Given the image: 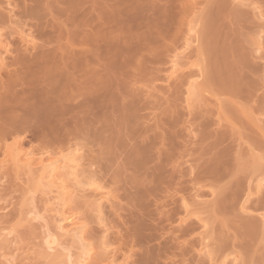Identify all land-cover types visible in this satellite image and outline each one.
<instances>
[{
	"label": "bare ground",
	"instance_id": "bare-ground-1",
	"mask_svg": "<svg viewBox=\"0 0 264 264\" xmlns=\"http://www.w3.org/2000/svg\"><path fill=\"white\" fill-rule=\"evenodd\" d=\"M81 1L83 0H0V25H7L5 27L9 28V30L13 28V26H11L12 24L15 25L14 27L19 28V30L17 29L18 31L13 30V32L16 31V34H19V40L16 41L17 43L10 40L8 37L5 38L3 36L4 33L2 34L0 30V148L2 146L4 147L3 153L6 158L4 161L7 160L10 162L15 174L19 175L21 172L27 174L30 186L24 191H26V193H32L30 196L31 198L28 199L30 201L35 197L34 194L39 192V197H41V207L39 208L42 210L41 212L38 208V211L36 205H31V208L26 210L22 209L21 211L22 205H20V209H18L20 214L17 218V222L7 228H0V264H14L15 256L13 253L15 250H18V248L15 247L11 250L9 246L16 242L19 237L16 233H18L20 226L23 227V224L24 226L27 224L26 226L31 228L29 234H33L35 226L33 225V221L35 220H37L35 222H38V220L42 221L41 226L46 227V231L41 236L40 241L32 248L36 258L41 259L45 264H85L87 261H91L94 243L85 242L87 223L80 220V216L78 217L79 214H77V212L74 213L75 209L78 208L77 206L74 212L66 213V209L70 206V203L76 204L77 200L83 197L84 201L87 200L86 196H84V192L87 189L90 193L87 196L90 198L92 197L91 203L95 207V214L96 212L98 214V216L96 214L95 217L100 220L97 221L101 227V233L104 234L102 236L104 237L102 238V246L108 248L109 242L105 238L108 236L107 231L110 229L107 227L109 224L104 223L103 213L104 210L106 211L107 207L104 205L109 204L112 208L114 205H118V202L117 204L115 203L117 196L112 194L114 191L110 192L104 190L105 187L103 188L100 183L99 185L95 179L104 178L103 175L106 172L104 171L101 173L102 177H100V175L97 177L95 172L98 171L100 174L103 167H105L104 169L108 168L107 160L109 163L111 158L109 160L107 157H111L112 152L114 153L115 151V149L113 151L115 145L111 142L113 141L115 143V141H117L118 144L119 141L120 147L119 144L116 146L119 147V149L122 145L118 137L115 140L114 136V139L111 141L108 137L111 138L112 135L107 136V134L104 136V132L109 131V123L112 125L111 128L117 126L118 132L121 128V124L124 122L125 133L128 130L127 134L130 138L129 141L133 140V142L129 150L124 149L126 152L123 154L121 153V159L123 160L124 158L125 162H121L124 167L120 166L122 169H125V167L127 168L126 163L128 167L131 166L133 168L131 169L133 179L136 174L140 177V174L143 172V180L140 179L137 185L134 183L131 186L134 190V195L130 194L133 196H128L130 206L137 209V214H131V212H129L130 217L134 215V217L136 216L135 219H137L138 217L146 215V211L148 210L146 209L145 211L144 209V206H147L145 203L148 202L149 196H154L153 205H155V207H153L154 209L152 208V211L155 212L156 217L155 219H150L153 222L155 231L158 230L159 235L161 234V237H158L163 240L158 242L157 239V244L154 248H151L152 246L149 247L148 244L143 245L141 241H145L144 238L146 236L141 233L144 230H141L140 227L142 225L144 226V224L146 226V223H143L140 218V220L137 219L139 221L136 220V222H132L134 224L131 225V221L129 223L127 220V224H130V227L127 228L125 240L123 239L121 242L122 244H119V247L124 245L123 249L120 247L123 252H120L121 249L117 252L118 247L116 251L115 249L113 250L115 253H112V251L110 252L112 254H110L107 249L106 253L102 247L101 252L98 251V257H96L95 260V262H97L96 264H113V262H115L114 254L117 257V253L119 254V252L120 255L122 254V261L116 264H159V261L163 262L161 264H264V253L262 252L264 246L260 248L257 247V242L259 243L264 240V140L262 139L264 138V126L259 127L258 125L262 124V121L255 122V120L259 119L258 117L256 119L251 118V114L253 115L257 111L259 112H257L258 115L264 116V20L260 23L256 20L253 22V20L252 22L255 24H252L250 21L253 17L256 19L264 18V0H248L246 6H251L250 9H248L250 13L246 12V10H240L239 6H243L242 0L240 3L236 1L237 4H233L234 2H232L231 5L233 8H228V10L234 9L233 13L230 14H234L235 18H237L234 19L232 15L235 21H243L240 23H244V25L250 23V27L248 25L245 26L247 31L250 32H248L247 35L253 34V37H250L251 39L247 38L248 36L246 37L247 40L250 39L248 44L252 46V48L248 46L249 49L247 51V44H244L246 41L242 43L238 38L240 42L234 41V39L231 41L229 38L232 37V34H229V37L227 33L226 35L228 38L225 37V34L222 36L223 39L219 37L220 34L222 35V26L220 25L222 22L221 19L225 15L226 4L228 2L230 4L231 0H215L213 2L214 6L210 8H207L206 5L208 3L206 1L204 3V9L198 6L199 11L196 8H194V11L193 8L187 9L182 7L179 13L177 12L178 15H173L171 13L173 16L169 15L168 13L170 12L166 11L172 20L178 16L175 21H178L179 15L182 19L188 15L190 16V13H192V18L190 19L195 20V14H197L199 18L204 14L202 18L204 17V19H206V23L203 24L206 25L201 24L203 27L205 26V28L201 26L203 28L201 29L202 32L198 30V32L200 31V38L196 30L197 28L195 29L194 27L195 23L193 21V26L188 27L185 36H183L184 40H182V46H184L185 51L188 47L192 46L193 43L197 44L195 45L196 48L194 47L196 50H193H195V55L197 60H199L196 62L194 61V64L190 61H182L183 63H181V60L177 59V57L180 58L178 52V54L175 53L173 56L171 55V60L169 59L171 63L170 68L167 70L169 74H165V76H167L164 77L170 79V82L160 88L161 91L163 90V101L166 103V108L164 110L162 107L163 111L161 110V113L151 118L152 124L147 123L146 125L144 122L146 125L144 127L141 122V130H139L141 127L138 128L137 126L138 121L136 122V120L138 118L136 120L134 119L138 116L135 113V108H137L136 105L142 100L141 107L147 108L148 104L153 103L152 106L155 107L157 106L156 103L160 102L162 98H158V95L155 96L153 93V95H150L152 100L147 96L148 99L143 97V100L139 93L136 92L135 94V88L133 89L132 84L138 81L136 76L140 70L142 73L146 68V72L143 73L145 77L143 74L139 73V78L143 76L145 79L149 72H147V70H149L147 66H144V64L148 62V60H144L145 56L147 58L151 55L150 58L148 57L151 59L149 63H151V61L153 63L158 55L161 54L160 52L162 51L160 49H165V45H170H167V43L163 44V42L160 41L162 39L161 36L165 35L164 32L168 31H164V29L166 27L170 29L172 26L170 21L173 24L171 19L167 20L168 16L164 14L163 10L171 6H177L176 8H178L177 4H179V10L181 8L180 6L185 5L183 4L184 1L180 0V2L182 1L180 5L178 0H176L177 3L173 0H140L142 2L147 1L151 3L150 6L147 7L148 12L151 13H149L150 15L157 16V19L161 18L162 20L167 18L166 21L163 20V22L162 20H157L156 17H151L154 21L149 18L151 20V27H149V29L144 28L147 25L149 26L148 23H150V21H147V24L145 23L146 26H144L145 24L143 25V22L141 23L142 20L146 21L144 19L148 18L144 17L146 15L145 12H147H144V9H146L143 6L144 2L133 0L136 3L135 5L130 4L133 2L132 0H130L129 3L127 0L128 4L123 0H116L117 2L112 0L113 2L111 4L110 0L108 2L99 0L101 1L99 4L98 0H90L91 2L88 0L90 5L87 9V7H82L85 1H83V3ZM187 1L188 0H185V2ZM104 2L108 3V5ZM191 2H193V0H191ZM141 4L143 7L139 8L140 13L137 14L140 19L136 17V21L138 20L140 25L138 26V22L135 23V19L131 18L134 22L130 23H135V26H133L128 22L129 18L128 20L125 18V22H128L129 25L122 22L125 27L121 26L118 28L117 25H122V23L117 24V22L119 23L124 16L122 7L128 8L129 11L133 8L134 10H138L137 7L141 6ZM93 5L95 8H93ZM98 5L102 7L100 6L99 8ZM201 6L203 5L201 4ZM151 11H155V14ZM156 11L160 12L161 15L163 13L165 17L162 15V18ZM54 13L59 15V21L62 22L59 23V21H56L58 19H55L57 15L55 16ZM120 13L123 14L121 17ZM140 14L141 16L143 15L144 19L142 18L141 20ZM114 15L118 17L119 21L114 22L112 20V18H115L114 20L117 19ZM134 15L133 17L136 16ZM228 15L229 14H226L225 16L229 17L230 15ZM47 16H51L50 18L53 16L55 22H50L54 20L53 18H49L50 20L48 21L46 18ZM250 17L252 18L250 19ZM125 19H123V21ZM181 19H179V21ZM204 19L201 21H204ZM156 21L158 24H156ZM164 21L168 23L164 24ZM111 22L115 23H113L114 27ZM152 22L155 23V26ZM181 22L184 23V26H188V23L185 24V21L181 20ZM197 23L196 25H198ZM107 24L112 25L111 27L113 28L110 29V25L108 26ZM160 24L161 26L164 24V26H162L163 28ZM127 25L130 28L132 26L133 29L130 31V28H126ZM141 25L143 26L141 27ZM179 26H175L176 30H178ZM158 27L162 29L161 32H163L156 34L155 30L158 29ZM226 27L228 26L226 25ZM151 28H155V30L153 29L154 32ZM134 29L137 30L136 33ZM139 29L145 34L142 35L143 33H141V31L138 32ZM249 29L252 30L250 31ZM147 30H150V34ZM225 30L229 33L231 29L228 30V28H226ZM159 31V29L156 30V32ZM152 33L158 35V37ZM237 33L235 32L234 35ZM133 34H138L137 38L139 40L140 36L144 37L147 35L144 41L145 44L147 43L146 45L144 43L142 44L141 41L140 43L142 45H137L139 42L138 39L133 40L134 42L138 40L135 44L131 42L134 46L137 45L136 48L139 45H141L142 48L145 47V49L143 48L145 52L149 51L145 53V56L143 53L144 50H142L140 46L138 48H140L143 53L141 56H138L141 51L140 49H136L139 50L138 55H134L135 52L133 53L134 57L137 56L135 58L131 53L127 52L126 48H128V42L131 40L130 38ZM159 34L162 35L160 36ZM173 34L176 35V33L171 34L175 39ZM134 35L132 37H134ZM36 37L38 38L37 41H40L37 42L35 40ZM7 38L15 42L16 45L15 43L11 45L9 40H5ZM134 38H136V35ZM150 38H152V40L160 39L154 43L158 48L155 47V49H153V52L155 50V52H158V54L155 53L157 57L153 54L152 50L150 51V49L154 48L152 44L154 41L152 42ZM163 38L165 39L166 37L163 36ZM164 39L162 40L164 41ZM166 39L168 40V38ZM227 39L234 42V44L237 42L239 46L230 43ZM147 40H151L150 44ZM157 42H159L158 44L162 42V46H164L160 48L161 46L158 45ZM131 43L129 49H135ZM231 44H233V46ZM147 46H150V48ZM184 48L182 49L184 50ZM132 49H130V51ZM134 49L131 52H133ZM236 50L238 51L234 52ZM166 52H168V50H166L165 53ZM248 52L249 54H247ZM127 53H129L128 56L130 55L133 57V62L130 61L128 64L126 63L129 62L131 57L128 58V56L125 55ZM147 54L149 55L147 56ZM185 54L186 53H184V55ZM230 55L231 57L236 55L233 60L237 58V61L236 59L234 62H232L233 60L229 61ZM249 55L253 59L257 58L262 60V64L256 59L257 64L253 66L251 61L248 60L249 58H247ZM152 56H155V59ZM188 56L189 54L186 57L188 58ZM191 56L193 57V55ZM121 57L123 60H120ZM118 58L124 63L119 62V60H117ZM136 58L139 59L144 67L141 64L138 65L137 62L139 61L138 59L135 61ZM182 58L183 57H181V59ZM140 59L142 61L144 60L143 63ZM188 59L190 60V58ZM238 59L241 64L238 62ZM114 60L118 62H113ZM156 60L158 61V59ZM191 60L193 61V59ZM134 61L135 65L133 66L135 69H132V63L134 64ZM253 61L255 62V60ZM118 63V67L124 64L123 70H125L126 66H130L128 67L129 70L126 68L127 71H123L127 75L120 73L121 71H116V69L121 70L120 68H116ZM237 63L242 65L241 67L242 69L244 68L243 70L245 72L239 69L237 66L239 64ZM136 64L138 66H136ZM114 67L115 70L113 69ZM256 67L257 69L260 68L261 72L259 69V72H255ZM245 68L248 70L249 74L253 73L251 76H253L254 73L263 74H261L260 77L258 76L260 74H255L256 77L254 76L255 78H251L249 74L247 75V70ZM133 72H137L136 76L132 75ZM128 74L131 75V77ZM126 76H129V78ZM257 76L261 78V80L263 79V83L259 79L262 85L258 82L259 80L256 79ZM130 78L133 79L130 80ZM111 84L115 86L114 88L112 87L113 89L116 88L115 90L111 89ZM130 85L131 87H129ZM112 90L115 96L119 95L123 98L122 100H127V103L122 106L119 105L118 107L115 103H111L117 98H112ZM205 91L211 93L208 94L212 97H215V99H213L214 101L212 100L213 102L208 101V98L206 99L204 95ZM98 97L103 98H99V101L101 100L100 103ZM145 98L151 102H147ZM120 99H118V101ZM95 101L98 102V106L103 104V106L100 105L99 107H102L104 112L106 110V113H108L100 116V119L98 118L100 114H95ZM209 104H211V106L208 108ZM98 106L96 109H99ZM138 107L140 106L138 105ZM141 107L140 109H143ZM140 109L139 111H141ZM133 111L135 115L132 114ZM246 111L249 113L248 115L246 114L247 117L249 116V120L253 119V122L245 117ZM113 113L114 115L118 114V116L113 117ZM131 115H133L134 118ZM110 117H113V120L115 118L116 120L114 121L118 123L116 124V122L113 121V124L112 120H110L112 118ZM108 118L109 122L107 121ZM132 118L135 120L134 123L131 121ZM242 119L245 121L247 119L251 124H247V121L244 123ZM119 120H122V122ZM148 121H150L149 118ZM99 122L102 123V126L98 125ZM180 123L181 128L188 131L187 134L189 137H191V135L193 136L194 133L197 134L194 135V137H196H193L194 140L185 141L183 144H179L178 140L176 141L175 137L178 136L180 128L178 130L177 128ZM104 124L106 126H104ZM133 124H135L136 127H133ZM255 124L256 128L258 127V132L253 130V127H250L255 126ZM128 127H130V129H128ZM26 133H29L32 138L34 137V140L36 138L37 142L40 140L41 144L39 148L42 147L45 151V149L47 150L52 147L60 156L44 160L41 157L43 156L41 152V156H39L38 160L36 159L39 165L38 168H32L33 157L30 158V156H27V158L22 159L19 152L21 149L19 151L16 149L20 142L19 136L21 137L22 134L26 135ZM100 133L102 135V140L104 138V143L101 140ZM111 133L113 132L111 131ZM187 134L184 133V135ZM83 136L86 141H89V139L90 141L96 139L101 141L103 146L105 145L108 147L109 152L107 154L105 153L107 157L105 156L104 159L103 157L101 158L103 161L105 160L104 163L106 162L107 165L99 164L100 166L97 165V169L93 171L91 166L95 164V161L89 158L84 159L87 158L85 157L86 155L84 156L80 153L76 147H72L76 146V140L83 139ZM233 136H236V138L232 140ZM23 137L25 136L23 135L21 139H23ZM179 138L181 137L179 136ZM228 138L231 139L230 141L232 142L241 138H246L245 142L250 147L248 148L249 150H247L248 153H251L252 158L249 160L250 162H246L247 164L245 166H248L252 173L258 172V174L256 173V175L253 176L254 180L252 176L249 178L247 177L246 180L241 179L239 176L240 180H238V171L245 168L241 162L240 165L244 168L241 169V166L237 165L239 163H236L235 166H237L235 170L234 165L230 166V168L228 167V169H230V171L228 170L230 177L229 175L227 176V167H225V164H230L228 160H232V156L229 157L230 159H227V155H231V153L227 154V151L230 150L226 146L231 144ZM7 139L10 140V144L5 143ZM73 140L75 141L73 142ZM107 140H109V143ZM175 142L177 144H175ZM65 144H68L66 148L69 150L63 153V146ZM225 149L228 150L225 151ZM105 150L103 148V151ZM103 151L102 153H104ZM253 151L256 153H253ZM118 154L120 155V153ZM232 158L237 159L235 156ZM225 160L228 162H224ZM186 162L190 164L187 168H184L182 164ZM237 162H239V159ZM102 165L103 167H101ZM98 166L99 168L101 167V169H98ZM166 166H168V169H166ZM137 171H140L138 172L139 174ZM115 173H117L118 177L120 170L119 172L118 170L112 172L114 178L116 177ZM222 173H225V175L223 176ZM1 174L3 175V173ZM113 177L111 178L110 176L109 178L113 179ZM250 179H252V181H250ZM222 181L223 183L221 184L220 182ZM241 181L243 184H241ZM244 184L245 188L243 189ZM210 186L213 187V191L211 190L212 192H209L212 198L210 197V200L206 199L205 201L201 199L204 195L203 188ZM215 187L219 190L215 191ZM90 189L92 191H89ZM186 192L189 193L188 196H185ZM130 198L132 201H130ZM26 201H24V203ZM78 203H80V200H78L77 204ZM84 204L90 205V202L88 203L87 200ZM103 206L105 208H103ZM106 213L108 214L107 211ZM114 215L117 216V213ZM49 225L52 227L53 231H49ZM110 228L112 231L111 226ZM144 233H146V231ZM21 235V238L25 237L26 233ZM105 235L107 236L105 237ZM106 242L107 244L105 245L104 243ZM72 246L77 247L75 248L77 249L76 252L74 251L71 253L70 248ZM193 246L195 254L190 255L192 252L194 253L191 249ZM195 247L196 249L198 247V249L196 250ZM135 248L138 249L136 250ZM191 250L192 252H190ZM102 252L104 255L106 254V256H104ZM107 255H110V259ZM102 256L108 257L105 263V258Z\"/></svg>",
	"mask_w": 264,
	"mask_h": 264
},
{
	"label": "rangeland",
	"instance_id": "rangeland-1",
	"mask_svg": "<svg viewBox=\"0 0 264 264\" xmlns=\"http://www.w3.org/2000/svg\"><path fill=\"white\" fill-rule=\"evenodd\" d=\"M83 1H85V6L83 5L82 7H87V9L89 8V1L88 0H83ZM83 1H81L82 3H83ZM92 1V0H91ZM90 1V2H91ZM99 1V0H98ZM102 1V0H101ZM101 1H99V4H100V2ZM106 2H108L109 0H105ZM111 1V4H112V0H110ZM116 1V0H115ZM123 1H125L126 3H127V0H123ZM133 1V0H132ZM131 1V2H132ZM137 1V0H136ZM140 1V0H139ZM173 1H176V0H173ZM182 1H184V3L183 4H185V5H183V6H180L181 8L178 10V8H179V4H177L178 5V8H176V7H172L171 5L173 4V2L171 1V5L170 4H168L169 6H171V7H165V8H167V9H165V10H163V12H164V14H166L167 16H168V19L167 18H165V19H163V20H165L166 21V19L167 20H169V19H171V17L169 16V15H178V13H179V11L182 9V7H185V8H187V9H190V8H193V10L195 11V9L194 8H196L197 10L199 9V8H205V2L207 1V8L209 7H213L214 6V4H213V2L215 1V0H193V2H191V0L189 1H187V2H185V0H182ZM181 1V2H182ZM226 1H228V0H226ZM230 1V0H229ZM236 1L238 2V3H240V1L241 0H231V3L229 4V2L226 4V8H225V15L226 14H229L228 16L229 17H226L225 15L223 16V18L221 19V23H220V25L222 26V29H221V32H222V35L220 34V36L219 37H221L222 38V36L225 34V37L226 38H228V36L230 37V35L229 34H232L231 36L232 37H230L229 39L232 41V39H234V41L236 40L237 42H240V41H242V43L244 42V41H246V42H244V44H247L246 46V51L249 49V47L248 46H250L249 44H248V41L251 39L250 37H253V34L252 35H247L248 34V32L249 31H247V28L245 27V26H249L250 25V23H246V25H244V23H240V22H243V21H240L239 19V21H235L234 19H237V18H235V16H234V14H232L233 16H234V19L232 18L233 16L230 14V13H233V11H234V9H232V10H230L231 8H233L232 7V2H234L233 4H235L236 3ZM243 1H244V4H245V6H244V4H243ZM97 2V1H96ZM117 2V1H116ZM125 2H123V3H125ZM130 2V0H128V3ZM134 2V3H133ZM132 3H130V4H135L136 5V3H135V1H133ZM140 2H142V1H140ZM140 2H138V3H140ZM144 2V3H143ZM142 3L144 4L143 6H144V8H146V9H144V12L145 11H147L148 12V10H147V7H149L150 6V4L151 3H149V2H147V1H143ZM160 2H162V3H164L163 1H160ZM178 2H180V0H178ZM181 2H180V5H181ZM195 2V3H194ZM196 2H197V4H196ZM200 2V3H199ZM201 2H203V3H201ZM242 2V5L243 6H239V8H240V10L242 9L243 11H245L246 10V12H248V13H250L249 11H248V9H250V5H248V6H246L247 4H248V0H242L241 1ZM88 3V4H87ZM98 3V2H97ZM103 3V2H102ZM105 3V2H104ZM122 3V4H123ZM127 3V4H128ZM145 3H147V4H145ZM161 3V4H162ZM175 3H177V1L175 2ZM174 3V4H175ZM192 3H194V4H192ZM92 4H96V3H92ZM105 4H107L108 5V3H105ZM149 4V5H148ZM201 4L204 6H201ZM237 4V3H236ZM82 5V4H81ZM88 5V6H87ZM121 5V4H120ZM134 5V6H135ZM140 5V4H139ZM160 5V4H159ZM162 5H164V4H162ZM211 5V6H210ZM231 7H230V6ZM2 6V5H1ZM92 6V5H91ZM94 6V5H93ZM99 6V8H100V6L101 5H98ZM123 6H125V5H123ZM127 6V5H126ZM129 6V5H128ZM131 6H133V5H131ZM142 6V4H141V6H139V7H137V9L138 10H134V8L133 9H130V11H131V13H130V11H129V9L128 8H123L122 6V9L124 10V12H122L123 14H124V16L122 17V20H118V17H116L115 15V17L117 18L116 20H114L112 17V20L114 21V22H116V21H119V23L117 22V24H121L122 22H125L126 21V19L125 18H127V20H128V18H129V20H131V21H129L128 20V22L130 23V22H134V21H132V19H135V21H136V17H139L137 14L138 13H140V7L142 8L143 7ZM146 6V7H145ZM161 6V5H160ZM167 6V5H166ZM198 6H200L199 8H198ZM9 7V6H8ZM81 7V8H82ZM97 7V6H96ZM102 7V6H101ZM121 7H119V8H121ZM136 7V6H135ZM85 8H82V9H85ZM91 8V7H90ZM93 8H95V6L93 7ZM228 8H230L229 10H228ZM234 8H235V6H234ZM86 9V10H87ZM122 9H120V10H122ZM172 9V10H171ZM4 10H5V8H4ZM3 10V11H4ZM99 10V9H98ZM141 10H143V9H141ZM176 11V12H174V11ZM228 10V11H227ZM6 11V10H5ZM4 11V12H5ZM84 11V10H83ZM133 11V12H132ZM137 11V12H136ZM166 11H168V12H170V13H168L167 14V12ZM199 11V10H198ZM251 11V10H250ZM81 12V11H80ZM79 12V13H80ZM120 12V11H119ZM118 12V13H119ZM141 12H143V11H141ZM143 12V13H144ZM145 12L146 13V15L144 16V17H148L147 19H144L143 18V15L141 16V14H140V16H141V20H142V18L144 19V20H146V21H141V23L143 22V25L146 23H148L149 21H150V23H148L149 24V26L147 27L146 26V24L144 25V26H146L144 29H146V28H148L149 29V27H151V20L150 19H152L151 17H156V19H157V16H153V15H150L151 13L150 12ZM152 12V11H151ZM155 12V11H154ZM154 12H152V13H154ZM166 12V13H165ZM178 12V13H177ZM229 12V13H228ZM117 13V14H118ZM122 13H120L121 15H120V17L123 15ZM133 13V14H132ZM144 13V14H145ZM150 13V14H149ZM156 13H159L158 15H161L160 14V12H157L156 11ZM172 13V14H171ZM189 13V12H188ZM94 14H95V12H94ZM97 14V13H96ZM132 14V15H131ZM136 16H135V15ZM155 14V13H154ZM191 15L189 16H187V17H183L184 19H186V20H184L183 18L181 19V17H180V15H179V18H178V21H175V19L178 17H176L174 20H172L173 21V24H172V22L170 21V23H171V27H173V28H171L170 27V29H168L169 27H166L165 29H164V31H166V30H168V31H166V32H164L165 33V35H163L164 37H166V38H168V40L165 38H163V36H161L162 34H159L161 37H162V39H164V41L161 39V37L159 36V38L161 39H159L160 41H162L163 42V44L164 43H167V45L168 44H170V45H168V46H166L165 45V49H160V48H162L163 46H162V42H161V44H158L159 42H157V44L158 45H160L161 47L159 48L162 52H160L161 54V57H160V55H158V57H157V55L155 54V53H157L158 54V52H153V49H155V45H154V43H156L155 41H159L158 39L157 40H152V38H150L151 40H152V44H153V46H154V48H152V45H151V48L152 49H150V51L152 50V52H153V54L154 55H156V59H158V61L156 60H154V59H152V60H154L153 61V63H152V61H151V63H149V60H151V59H149L150 58V56H148L149 54H147V56L149 57H147L146 58V56H145V53H148L147 51L145 52V47H141V45L144 43V41L146 40V37H147V35H145L144 37L143 36H140V40L137 38L138 37V34H135L136 35V38H134L135 37V35H134V37H132L131 36V40L129 41L130 43L131 42H133L134 44H135V42L133 41V40H135V39H138L139 40V42H138V40H137V45L138 44H141V45H139L140 46V48L142 49V50H144L143 51V53H144V56H145V59H144V57H143V59L144 60H148V62H146V64H144V66H147V68L149 69V70H147V72H148V74L147 73H145V74H147L146 75V78L144 79V77H145V75L143 74L144 72H146V68L144 69V72H142L141 73V70H140V67H139V70H140V72L139 73H141V74H143L144 75V77L142 78V77H138V75H139V73L137 74V72L139 71L138 69V71L136 72V73H134L133 72V74L132 75H135L136 76V74H137V76H136V79H138V81L135 83H133L132 85H133V89H134V92H135V94H136V92L137 93H139L141 96L140 97H142V99H143V97H150V95L152 94L153 95V93L155 94V96L156 95H158V98H162L161 99V103L160 102H158V103H156V105L157 106H155V107H153L152 105L154 104H148L147 106V108L146 107H141V105H142V100H141V102L140 103H138L137 105H136V107L137 108H135V113L139 116H136V118H134L133 117V115H135L134 114V111H133V115H131L135 120H136V122L138 121V124H137V126H138V128H140L139 130H141L142 129V124H141V122L143 123V125H144V127L147 125V123L149 124H152L151 122H152V120H151V118L154 116V115H156V114H159V113H161L163 110V108H164V110H165V106H166V103H164V101H163V98H164V95L162 94V91H161V87H164L166 84H168L169 82H170V79H167V78H164V77H166L165 76V74H169V71H168V73H167V70H169V68H170V61H169V59L171 60V55L173 56L175 53H177L178 55H179V57L180 58H178L177 57V59L178 60H181V63H183L182 61H190V62H193V64L196 62V61H198L197 60V57H196V55H195V45H197L196 43L193 45L192 44V46H190V47H188L187 49H186V51H185V48H184V46H182V44H183V42H182V40H184L183 38V36H185V33L187 32V29H188V27L189 26H193V21H194V27H195V29L197 30V32H198V30H201V29H203V28H205V26L203 27L201 24H203V23H206V19H204V17L202 18V16L204 15H202L201 16V18H199V16H197V14H195L194 16V19L195 20H192V19H190V18H192V13H190ZM48 15V14H47ZM49 15H50V13H49ZM51 15H52V13H51ZM54 15L56 16L57 14H55L54 13ZM133 15L135 16V17H133ZM147 15H149V16H147ZM162 15H163V13H162ZM161 15V16H162ZM172 15V16H173ZM58 16L59 15H57V17L55 18V19H58V20H56V21H59L60 19L58 18ZM113 16V17H114ZM118 16V15H117ZM164 16V15H163ZM163 16H162V18H163ZM166 16V17H167ZM51 17V16H50ZM49 16H47L46 18H47V20L49 21L50 19H52L53 18V16H52V18H50ZM165 17V16H164ZM170 17V18H169ZM197 17H198V19H197ZM50 18V19H49ZM61 18V17H60ZM132 18V19H131ZM150 18V19H149ZM172 18H174V17H172ZM252 17H250V19H251ZM45 19V18H44ZM54 19V18H53ZM55 19L54 20H52V21H50V22H55ZM123 19H125L124 21H123ZM138 19H140V17L138 18ZM155 19V18H154ZM179 19H181V20H183V21H185V24H187L188 23V26L187 25H183L184 23L183 22H181V20L179 21ZM203 20L204 19V21H201V20ZM248 19H249V17H248ZM247 19V20H248ZM62 20V19H61ZM157 20H162L161 18L160 19H157ZM163 20H162V22H163ZM231 20V21H230ZM246 20V21H247ZM254 20V21H253ZM255 20L258 22V23H260V22H262L263 20H264V18H261V19H256V18H254L253 17V19H251L250 21H251V23L252 24H255V23H253V22H255ZM259 20H261V21H259ZM31 21V20H30ZM140 21V20H139ZM148 21V22H147ZM152 21H154L153 19H152ZM165 21H164V24H166V23H168V22H166L165 23ZM175 21V22H174ZM196 21V22H195ZM253 21V22H252ZM60 22H62V21H59V23ZM114 22H111L112 23V25H113V27H114ZM128 22L126 23L125 22V24H128ZM138 22V20L135 22V23H137ZM178 22H180V23H178ZM197 22H199V23H197ZM201 22V23H200ZM233 22V23H232ZM109 23H110V21H109ZM114 23V24H113ZM132 23H130L131 25H133V26H135V23L134 24H132ZM153 23V22H152ZM174 23H175V25H174ZM196 23L198 24V25H196ZM237 23V24H236ZM116 24V25H117ZM138 24V26L140 25L139 24V22L137 23ZM155 23H153V25H154ZM156 24H158V22L156 21ZM164 24H162V26H164ZM182 24V25H181ZM239 24V25H238ZM108 25V24H107ZM110 25V24H109ZM108 25V26H109ZM112 25H110L109 27H110V29H112L113 27H111ZM129 25V24H128ZM128 25H127V27L126 28H130V27H128ZM143 25H141V27L143 26ZM180 25V26H179ZM203 25H206V24H203ZM225 25V26H224ZM226 25L228 26V27H226ZM5 26H7V25H5ZM5 26H1L0 25V30H1V32H2V34H3V36L6 38V37H8L10 40H13V41H17V40H19V38H18V35L19 34H16V31H18L19 30V28L17 27H14L15 25H11V26H13V28H10V30H9V28H7V27H5ZM9 26H10V24H9ZM118 26V28L119 27H121V26H123V27H125V25L122 23V25H117ZM137 26V25H136ZM155 26V25H154ZM156 26H158V25H156ZM160 26H161V24H160ZM161 26V27H162ZM165 26H168V25H165ZM175 26H179V28H178V30H176V27ZM203 28H202V27ZM223 26H224V28H223ZM3 27V28H2ZM116 27V26H115ZM141 27H140V29H141ZM250 27V26H249ZM2 28V29H1ZM118 28H116V29H118ZM134 28H136V27H134ZM137 28H139V27H137ZM157 28V27H156ZM163 28V27H162ZM226 28H228V30H230V32L228 33L227 32V30H225ZM233 28V29H232ZM18 29V30H17ZM27 29V28H26ZM133 28H132V26H131V28L129 29L130 31L132 30ZM138 30V32H140L141 30ZM144 29H143V31H144ZM152 30L154 29L155 30V28H151ZM160 30L159 32H156V30ZM158 29H156L155 30V33L156 34H158V33H160L161 32V30L162 29H160L159 27H158ZM238 29V30H237ZM13 30H16V31H14L13 32ZM101 30H103V29H101ZM114 30V29H113ZM154 30H153V32H154ZM170 30V31H169ZM234 30V31H233ZM236 30V31H235ZM250 31L252 30V29H249ZM8 31H9V33H8ZM26 31V30H25ZM129 31V32H130ZM134 31H135V33H136V31L137 30H135L134 29ZM146 31V30H145ZM174 31V32H173ZM182 31H183V34H182ZM232 31V32H231ZM11 32H13V33H11ZM137 32V33H138ZM147 32L149 33L150 32V30L148 31L147 30ZM163 32V31H162ZM161 32V33H162ZM201 32H202V30H201ZM225 32V33H224ZM237 33V32H239V33H237V34H235L234 35V33ZM133 33V32H132ZM131 33V34H132ZM141 33H143L142 35H144L145 33L144 32H142L141 31ZM172 33H176V35L175 34H173L174 36H175V39H174V37L171 35ZM226 33H227V35H226ZM241 33H242V35H241ZM250 33V32H249ZM150 34V33H149ZM149 34H148V37H149ZM153 34V33H152ZM152 34H151V36H152ZM7 35H9V36H7ZM141 35V34H140ZM153 35H155V34H153ZM200 35V31L198 32V36ZM235 37H234V36ZM156 37H158V35H155ZM155 36H154V38H155ZM169 36H170V38H169ZM172 36V37H171ZM180 36V37H179ZM248 36V37H247ZM224 37V38H225ZM250 38V39H248L247 40V38ZM5 39V40H9V39ZM14 38V39H13ZM18 38V39H17ZM145 38V39H144ZM172 38V39H171ZM199 38H200V36H199ZM240 40H238V39ZM245 38V39H244ZM37 37H36V41H37ZM219 39V38H218ZM223 39V38H222ZM229 39H227V41H229ZM9 40V41H10ZM148 40H149V38H148ZM147 40V41H148ZM150 40V41H151ZM221 40V39H220ZM13 41H10V43H11V45H12V43H15V42H13ZM38 41H40V40H38ZM37 41V42H38ZM140 41H141V43H140ZM150 41H148L149 42V44H150ZM231 41H229L230 43H233L234 44V42H231ZM64 42V41H63ZM128 42V44H129V46H130V43ZM182 42V43H181ZM237 42L235 43V44H237ZM17 43V42H16ZM16 43H15V45H16ZM18 43H19V41H18ZM21 44V43H20ZM132 44V43H131ZM145 44V43H144ZM147 44V43H146ZM145 44V45H146ZM148 44V45H149ZM176 44V45H175ZM233 44H231L232 46H233ZM234 44V45H235ZM14 45V44H13ZM133 45V44H132ZM137 45H133L134 47H135V49H134V51L133 52H131L133 49L132 48H130V49H132L131 51H130V49H129V46L127 45V47L128 48H126L127 49V52H129V53H131V55L133 56V53L135 52L136 53V51H137V53L135 54L134 53V55H138V53H139V50H136V49H140V48H136V46ZM144 45V46H145ZM157 45V46H158ZM238 45V44H237ZM104 46V45H103ZM132 46V47H133ZM176 46V47H175ZM239 46V45H238ZM14 47V46H13ZM147 47H149L150 48V46H147ZM195 47V48H194ZM251 48H252V46H250ZM156 48H158V47H156ZM182 48H184V50L182 49ZM125 49V50H126ZM129 49V50H128ZM140 49V50H141ZM148 49V48H147ZM146 49V50H147ZM159 49H158V51H159ZM193 49H195V50H193ZM13 50V49H12ZM136 50V51H135ZM142 50L140 51V54L138 55V56H141V54H143L142 53ZM166 50H168V52H166L165 53V51ZM172 50V51H171ZM173 50H174V52H173ZM191 50V51H190ZM238 50H236V51H234V52H237ZM243 51H245V50H243ZM15 52V51H14ZM126 52V51H125ZM233 52V51H232ZM233 52V53H234ZM129 53H127V54H125V55H127L128 56V54ZM165 53V54H164ZM181 53V54H180ZM184 53H186L185 55H184ZM239 53H240V51H239ZM15 54V53H14ZM152 54V53H151ZM189 54V56H188V58H190V60L186 57L187 55ZM232 54V53H231ZM236 54V53H235ZM238 54V53H237ZM247 54H249V52L247 53ZM180 55H182V56H180ZM191 55H193V57L191 56ZM233 55V54H232ZM132 56H128V58L129 57H131L130 59H129V62H127L126 63V61H125V63L126 64H128V63H130V61H132V58L134 57H132ZM185 56V57H184ZM191 56V57H190ZM236 56V55H235ZM234 56V57H235ZM238 56V55H237ZM253 56H255V55H253ZM120 57V56H119ZM125 57V56H124ZM135 57H137V56H135ZM134 57V58H135ZM181 57H183L182 59H181ZM234 57H231V55H230V60L229 61H232L233 60V58ZM239 57V56H238ZM127 58V57H126ZM125 58V59H126ZM127 58V59H128ZM140 58H142V57H140ZM195 58V59H194ZM247 58H249L248 60L249 61H251V64H253V66H256L255 64H257L256 62H257V60L259 61V63H261V62H263L262 60H259V59H253V58H251L250 57V55L247 57ZM138 58H136L135 59V61L137 60ZM187 59V60H186ZM191 59H193V61L191 60ZM236 59V61H237V58H235ZM234 59V60H235ZM255 60V62L253 61V60ZM117 60H119V58L117 59ZM117 60H114L113 62H115V61H117ZM120 60H123V58L121 57L120 58ZM119 60V62H122V61H120ZM141 60V59H140ZM143 60V61H144ZM234 60L232 61V62H234ZM135 61H134V64L132 63V66L133 65H135ZM138 61H139V59H138ZM142 61V60H141ZM143 61H142V63H143ZM195 61V62H194ZM235 61V62H236ZM118 62V61H117ZM133 62V61H132ZM180 62V61H179ZM238 62H239V59H238ZM122 63H124V62H122ZM138 63V65L139 64H141V62L139 61V62H137ZM145 63V62H144ZM240 64H241V62H239ZM239 63H237V64H239ZM264 63V62H263ZM114 64V63H113ZM112 64V65H113ZM237 65L238 67H239V69H242V65ZM262 64V63H261ZM118 65H119V63L117 64V67L116 68H120L121 70H117L116 69V71H118V72H120V73H124L123 71H125L126 70V68H127V70H129V68L128 67H130V66H126V68H125V70H123L122 68L124 67V64H122V66H119L118 67ZM120 65H121V63H120ZM131 65V64H130ZM137 64H136V66H138ZM142 65V64H141ZM258 65H260V64H258ZM257 65V66H258ZM131 66V67H132ZM143 66V65H142ZM141 66V67H142ZM143 66V67H144ZM241 67V68H240ZM136 68H138V67H136ZM114 70H115V67L113 68ZM132 69H135V67L133 66V68ZM244 69V68H243ZM242 69V72L244 71ZM246 69V68H245ZM259 69V71L261 70L260 68H258ZM258 69H257V67H256V69H255V72L257 71V72H259L258 71ZM126 70V71H127ZM247 70V69H246ZM130 71H131V69H130ZM134 71V70H133ZM245 72V71H244ZM261 72V71H260ZM128 73V72H127ZM131 73V72H130ZM129 73V74H130ZM247 75L249 74V72H248V70H247ZM125 75H127L126 73H124ZM128 74V75H129ZM253 73H250L249 74V76H251ZM256 73H254V75L253 76H251V78H253L254 76L256 77V75H258V74H260V73H257L256 75H255ZM261 74H263V73H261ZM261 74L260 75H258L259 77L261 76ZM124 75V76H125ZM264 75V74H263ZM130 77H131V75H129ZM129 76L127 77V78H129ZM258 76H257V78L256 79H260L261 80V78H258ZM138 77V78H137ZM254 77V78H255ZM126 78V79H127ZM131 79H133V78H130V80ZM129 80V79H128ZM129 80V81H130ZM168 80V81H167ZM257 80V81H258ZM258 81L259 83L262 81V83H263V79L261 80V81ZM126 81V80H125ZM133 81V80H132ZM256 81V82H257ZM114 82V81H113ZM116 82V81H115ZM128 82V81H127ZM127 82H126V85H127ZM131 82V81H130ZM258 83V84H259ZM114 84V83H113ZM121 84V83H120ZM128 84H129V82H128ZM261 84V83H260ZM115 85V84H114ZM262 85V84H261ZM116 86H117V83H116ZM115 87V86H113L112 84H111V89H113V88ZM128 87V86H127ZM129 87H131V85L129 86ZM116 89V88H115ZM115 89H113V90H115ZM129 89V88H128ZM132 89V88H131ZM155 89V90H154ZM158 91H160V92H158ZM112 90V92H113V97L112 98H118V99H120L119 101H118V99L116 98V100H114V102H111V103H115L116 104V106L118 107L119 105L120 106H122V105H124L125 103H127L126 101L127 100H122L123 98L122 97H120L119 95L118 96H115V93H114V91ZM124 90V89H123ZM127 90V89H126ZM116 92V91H115ZM205 93V94H204ZM203 94L205 95V97H206V99L208 98V101H212L213 99H215V97L213 98L211 95H209V94H211V93H207V91H205ZM149 95V96H148ZM204 95H203V97H204ZM146 97V98H147ZM221 97V96H220ZM99 98L100 99H103L102 97H98V101H99ZM138 98H139V96H138ZM145 98V100L148 102V101H150V100H152V97H150L149 99L150 100H147ZM222 98H224V97H222ZM210 99V100H209ZM97 100V99H96ZM122 100V101H121ZM138 100V99H137ZM144 100V99H143ZM101 101V100H100ZM100 101H99V103H100ZM113 101V100H112ZM214 101V100H213ZM212 101V102H213ZM151 102V101H150ZM161 104V106H160V104ZM242 103V102H241ZM112 104V105H113ZM239 104H240V101H239ZM95 107L97 108V106H98V102L97 101H95ZM101 106H103V104H100ZM99 105V106H100ZM138 105L141 107V108H143V109H140V107H138ZM98 106V108L99 109H96L95 108V114H100L99 116H98V118L100 119V116H102L103 114H105L106 113V110H105V112H104V109H103V113H102V109L100 108ZM113 106H115V105H113ZM211 106V104H209V106H208V108ZM240 106V105H239ZM163 107V108H162ZM236 107H237V105H236ZM105 108V107H104ZM139 109L141 110V111H139ZM240 109V108H239ZM162 110V111H161ZM238 110V109H237ZM241 110H243V109H241ZM246 110V109H245ZM244 111V110H243ZM247 112V111H246ZM255 112V111H254ZM258 112V111H257ZM254 113L253 115L251 114V118H259V119H257V120H255V122L256 121H258V122H260V121H262L261 123L262 124H258L259 125V127L260 126H264L263 125V120H264V116H260V114L258 115V113ZM106 114H108V113H106ZM249 114L248 112L247 113H245V117H247V115ZM113 115V117H117L118 116V114L117 115H114V113L112 114ZM111 115V116H112ZM144 116V118H143V116ZM110 116V115H109ZM142 116V117H141ZM113 117H110V118H112V119H110V120H112V122L114 121V120H116L115 118H114V120H113ZM242 117H243V115H242ZM241 117V118H242ZM249 117V116H248ZM247 117V119L249 120V118ZM132 118V120L131 121H133V123H134V119ZM148 118L150 119V121H148ZM246 119V121L248 122V120ZM253 119H250V120H252V122H253ZM123 120H125V119H123ZM244 119H242V121H243ZM249 120V121H250ZM108 122H109V118H108V120H107ZM120 122H122V120H119ZM148 121V122H147ZM246 121L244 120L243 122L244 123H246ZM107 122V123H108ZM114 122H116V121H114ZM114 122H113V124H114ZM144 122L146 123V125L144 124ZM254 122V123H255ZM105 123H106V121H105ZM118 122H116V124H117ZM125 123V122H124ZM121 124V128L118 130V132H117V126L116 127H113V128H111V123H109V125H110V128L108 129L109 131H107V132H104V136L105 135H107V136H110V135H112L111 136V138L110 137H108L111 141L114 139V136H115V140H116V138L118 137V139H120L121 141H120V143L122 144L121 145V148L119 149V147H120V144H119V141H118V144H119V147H116L118 144H117V141H115V143L112 141L111 143H113V145H115V147H113V151H114V149H115V151H114V153L112 152V156L111 157H107L106 156V154L109 152V150H108V147L107 146H103V144H102V142L101 141H99V140H92V141H90V139H89V141H86V140H84V136H83V139L81 138V139H77L76 140V143H77V145L76 146H72V147H76L77 149H78V151L80 152V153H82L85 157H87V158H84V159H92V161H95V164L93 165V166H91L92 168H93V171H95L96 169H97V165H101V164H106V162L104 163V161H103V159L105 158V156L110 160V158H111V161L108 163V160H107V164H108V168H106L107 169V171H108V173H107V171H106V169H104L105 167H103V165L101 166V167H103V170H101L100 171V174H99V172L98 171H96L95 172V175H97V177H98V175H100V177H102L101 176V173H103L104 171L107 173H104V175H103V177L104 178H95L96 180H97V183L99 184H101L102 186H103V188H104V190H108V191H114V193H112V194H114V195H116L117 196V199H115V203L117 204V202H118V205H114V207L112 208L109 204H105L104 206L106 207V211L108 212V214L106 213V211L104 210V213H103V218H104V223H108L109 225H107V227H109V231H107V235H105V239L109 242V246H108V248L105 246V248H104V246H102L103 244H102V238H104V237H102L104 234H102L101 232H102V230H101V227L99 226V223H98V221L97 220H99L98 218L96 219V214H97V212H96V214H95V207H94V205L91 203V200H92V197L90 198L89 196H87L88 194H90L87 190L84 192L85 194H84V196H86V199L88 200V203L90 202V205L88 204V205H85L84 203L85 202H87V200L86 201H84L83 200V198H79L78 200H80V203H78L77 204V202H78V200H77V202H76V204L74 203H70V206H68V208L66 209V213H72V212H74V209L76 208V206L78 207L77 209H75V212L74 213H76L77 212V214H79L78 215V217L80 218V220L82 221V222H86L85 224H86V234H85V242H87V243H89V242H91L92 244H93V250H92V258H91V261L89 260V261H87L85 264H96L97 262H95V260H96V257H98L97 255H98V251H100L101 252V249H102V247L104 248V250H105V252L107 253V250L109 251V253L110 252H112L114 249H115V251H116V249L119 247V244H122L121 242H122V240L125 238V234H126V232H127V228H129L130 227V224H127V222L129 221V223H130V221H131V223L132 222H136V220L137 219H139L140 220V218H141V220L143 221V223L145 222L146 223V226H145V224H144V226L142 225L141 227H140V229L141 230H144V231H140L141 233H143L146 237L144 238L145 239V241L143 240V241H141V242H143L142 244L143 245H147L148 244V246L150 247V246H152L151 248H154L155 246H156V244H157V239H158V242L160 241L161 242V240H163V239H160L159 237H161V234L159 235V231L158 230H156L155 231V228H154V226H153V222L151 221V219L150 218H153V219H155V217H156V215H155V212L154 211H152V208L153 207H155V205H153V203H154V196H149V198H150V200H149V198H148V202H147V200H146V202L147 203H145V204H147V206L145 205L144 207V209H145V211H146V209L148 210V211H146V215H144V216H142V217H138L137 219H135L136 218V216L134 217V215H133V217H130V213L129 212H131V214H137V209L136 208H133V207H131L130 206V202H129V197H132L134 194H133V192H134V190H133V188L131 187L134 183H136V185H137V182L141 179V180H143V172H142V174H140V177L139 176H137V174H136V172H135V174H136V176H135V178L133 179L132 178V172H131V169H133L131 166L130 167H128V164L126 163V165H127V168L125 167V169H122L121 168V166H123L124 167V165L121 163L122 161L123 162H125L124 161V158H123V160L121 159V153L123 154V153H125L126 151L125 150H129V147H130V145H131V143L133 142V140L132 141H129V136H128V134H127V131H126V133H125V128H124V126H125V124ZM127 123V122H126ZM132 123V122H131ZM247 124H251V123H247ZM257 124V123H256ZM256 124H255V126H250L251 128L253 127V130H255V131H259L258 130V127L256 128ZM97 125V124H96ZM98 125L100 126H102V123H98ZM119 125H120V123H119ZM134 126L133 127H136L135 126V124H133ZM257 125V126H258ZM99 126H97V127H99ZM104 126H106L105 124H104ZM131 126H132V124H131ZM130 126V127H131ZM247 126H249V125H247ZM123 127V128H122ZM130 127H128V129H130ZM144 127H143V129H144ZM238 127V126H237ZM177 128V127H176ZM180 128V130L178 131V136L177 137H175L176 138V141L178 140V143L179 144H183L185 141H188V140H194L193 139V137H194V135L196 134V133H194V135L192 136L191 135V133H190V135H191V137H189V135L187 134L188 133V131H186L185 129L183 130L182 128H181V123L180 124H178V128H177V130ZM127 129V128H126ZM240 129V128H239ZM106 130V129H105ZM111 131L113 132V133H111ZM111 133V134H110ZM183 134V136H182V134ZM184 133L185 134H187L188 135V137H187V135H184ZM192 133V134H193ZM25 136V137H23V139H21V137L22 136ZM197 135V134H196ZM100 136H101V140H102V135H101V133H100ZM179 136L181 137V138H179ZM21 137L19 136V138H20V142H19V144L17 145L18 147H16V149H18V151L20 152V156H21V158L23 159H25V158H27V156H30V158H32V165H31V167L32 168H35V169H37L38 168V163H37V161H36V159L38 160V158H39V156H41V152L43 153V156H41L44 160H47L48 158L50 159V158H56V157H59L60 156V154L59 153H57V152H55V150H53L52 149V147L51 148H48L47 150L45 149V151H44V149L41 147V148H39L40 147V140H38V142H37V139L35 138V140L31 137V135L28 133H26V135L25 134H22L21 135ZM105 138H107V137H105ZM194 138H196V137H194ZM233 138H236V136L234 137H232V140H233ZM240 138V137H239ZM138 139V138H137ZM184 139V140H183ZM187 139V140H186ZM263 140H264V138H262ZM23 140H24V142H23ZM106 140V139H105ZM228 140L230 141L231 139H229L228 138ZM245 140H246V138L245 139H243V138H241V139H239V140H236V141H230V143L231 144H229V143H227V144H229V146L227 145H225L226 147H228V149L230 150V151H227L228 149H225V151H227V154L228 153H231V155H227L228 157H227V159H230L229 157L230 156H232V157H234L235 156V158H237V159H233L232 157H231V159L232 160H228V161H230V164H228L227 163V165L225 164V167H227V176L229 175V177H230V174L228 173L229 171H230V169H228V167L230 168V166H233L234 165V170L236 169V166L237 165H240V162L241 163H243V165L245 166L247 163V161L248 162H250L249 160L252 158V156H251V153H248V148H250L249 147V145L245 142ZM7 141V142H6ZM5 141V143L6 144H10L11 142H10V140L9 139H7ZM75 140H73V142H74ZM103 143H104V138H103ZM109 140H107V142H108ZM72 142V141H71ZM226 142V141H225ZM228 142V141H227ZM21 143V144H20ZM106 143V142H105ZM109 143V142H108ZM135 143V142H134ZM133 143V144H134ZM175 144H177L176 142H175ZM67 145L68 144H65L64 146H63V153H66L69 149L68 148H66L67 147ZM110 145V144H109ZM112 145V144H111ZM224 145V144H223ZM1 146H2V143H1ZM224 146V147H225ZM54 148V147H53ZM103 148H104V150L105 149H107V150H105V151H103ZM222 148H223V146H222ZM43 149V150H42ZM109 149H110V147H109ZM118 149V150H117ZM125 149V150H124ZM248 149V150H247ZM3 150H4V147L2 146L1 148H0V164H1V166H0V174L1 173H3V175L1 174L0 175V228H2V227H5V228H7V227H9V226H12V225H14L16 222H17V218L19 217V212H18V209H20V205H22V208H21V211H22V209L24 210H26V209H29V208H31V205H36V207H37V210H38V208L39 207H41V205H40V203H41V197H39L40 195H39V192L37 193H35L34 194V198L32 199V201H30V200H28V199H30L31 197V194L30 193H26V191H24L27 187H29L30 186V183H28L29 181H28V179H27V174H24L23 172H21L19 175L18 174H15V172L12 170V167H11V164H10V162L9 161H4L6 158H5V154L3 153ZM102 151L104 152V153H102ZM122 151V152H121ZM124 151V152H123ZM130 152V151H129ZM129 152H127V153H129ZM255 151H253V153H254ZM39 153H40V155H39ZM106 153V154H105ZM118 153H120V155L118 154ZM256 153V152H255ZM248 154H250V155H248ZM32 155V156H31ZM26 156V157H25ZM109 156V155H108ZM126 156V155H125ZM103 157V159H101ZM238 159H239V162H237L238 161ZM35 160V161H34ZM237 160V161H236ZM227 160H225L224 162H228ZM3 163V164H2ZM236 163H239V164H237L236 166H235V164ZM264 163V162H263ZM106 164V165H107ZM190 163L189 162H186V163H183L182 165H183V167L184 168H187V166L189 165ZM99 165V166H100ZM121 165V166H120ZM99 166H98V169H101V167L99 168ZM120 166V167H119ZM241 166V169L242 168H244L242 165H240ZM263 167H264V165H263ZM92 168H91V170H92ZM90 169V168H89ZM95 169V170H94ZM166 169H168V166H166ZM115 170H118V172H119V170H120V174H119V176L117 177V173H115V178L113 177V174H112V172L113 171H115ZM122 170V171H121ZM225 170H226V168H225ZM229 170V171H228ZM239 170V169H238ZM251 169H249L248 168V166H245V168L243 169V170H240V171H238V180H240L239 179V176H240V178L241 179H243V180H246V178L248 177H251L252 176V178H253V176H255L256 175V173L258 174V172H251L250 171ZM140 171H141V169H140ZM140 171H137V173L138 172H140ZM143 171V170H142ZM233 171V170H232ZM232 171H231V173H232ZM234 173V172H233ZM111 174V175H110ZM139 174V173H138ZM222 175L224 176L225 175V173H222ZM111 176V178L113 177V179H111V178H109ZM222 176V177H223ZM221 177V178H222ZM228 178V177H227ZM226 178V179H227ZM223 180V179H222ZM253 180H254V178H253ZM249 181V180H248ZM250 181H252V179H250ZM249 181V182H250ZM210 182V181H209ZM208 182V183H209ZM224 182H225V180H224ZM240 182V181H239ZM245 184H247L245 181H243ZM213 183V182H212ZM212 183H211V185H212ZM215 183V182H214ZM221 184L223 183V181L222 182H220ZM99 184V185H100ZM218 184V183H217ZM241 184H243L242 183V181H241ZM245 184H244V187H243V189L245 188ZM216 185V184H215ZM219 185V184H218ZM218 187V186H217ZM217 187H215V191L216 190H219V189H217ZM219 187H220V185H219ZM242 187V186H241ZM212 188L213 187H205V188H203V192H204V195H203V197L201 198V199H203V200H205L206 201V199H208V200H210V197L212 196L211 195V193H209V192H212L213 190H212ZM135 189H136V187H135ZM212 190V191H211ZM89 191H92L91 189L89 190ZM30 192V191H29ZM88 192V193H87ZM135 192H136V190H135ZM157 193H159V192H157ZM209 193V194H208ZM130 194H133L132 196L130 195ZM161 194V193H160ZM189 195V193L188 192H186L185 193V196H188ZM129 196V197H128ZM158 196H159V194H158ZM158 196H156V197H158ZM205 198V199H204ZM212 198V197H211ZM27 200V201H26ZM24 201H26L25 203H24ZM29 201V202H28ZM82 201H83V203H82ZM130 201H132V199L130 198ZM21 203H24V204H21ZM91 204H92V206H91ZM131 204H132V202H131ZM74 205V206H73ZM133 205V204H132ZM103 206V208H105ZM72 207V208H71ZM149 208V209H148ZM40 209V208H39ZM115 209H116V211H115ZM134 209V210H133ZM151 209V210H150ZM154 209V208H153ZM77 210V211H76ZM114 210V211H113ZM39 211V210H38ZM40 211L42 212V210L40 209ZM118 211V212H117ZM237 211V210H236ZM236 211H235V213H236ZM113 212H114V214H116L117 213V216L116 215H114L113 214ZM120 214V215H119ZM233 214H234V212H233ZM104 215H105V217H104ZM253 215H255V214H253ZM77 216V215H76ZM97 216H98V214H97ZM29 217V216H28ZM127 218V219H126ZM133 218V219H132ZM143 218V219H142ZM109 219V220H108ZM152 219V220H153ZM79 220V221H80ZM107 220V221H106ZM124 220V221H123ZM128 220V221H127ZM139 220H137V221H139ZM33 221V220H32ZM31 221V222H32ZM35 221H37V220H35ZM35 221H33L34 223H33V225H35L34 226V233L33 234H29V231H30V229L31 228H28L26 225L24 226V224H23V227H19V229H18V233H16L17 235H19V237L17 238V240H16V242L15 243H13L12 245H10L9 247L11 248V250L13 249V248H15V247H17L18 248V250H15L14 251V256H15V261L13 262L14 264H45V262H43L41 259H38V258H36L35 257V255H34V253H33V250H32V248L35 246V244L36 243H38L39 241H40V238H41V236L44 234V232L46 231V227H42L41 226V224H42V221H40V220H38V222H35ZM80 221V222H81ZM100 221V220H99ZM123 221V222H122ZM125 222H126V224H125ZM89 224V225H88ZM97 224V225H96ZM134 223H132L131 225H133ZM100 225H101V222H100ZM126 225H127V227H126ZM29 227H31L30 225H28ZM102 226V225H101ZM110 226L112 227V231H111V228H110ZM89 228V229H88ZM99 228V229H98ZM153 228H154V230H153ZM33 229V228H32ZM49 231H53L52 230V227L49 225ZM147 229V230H146ZM149 229V230H148ZM100 232H98V231ZM146 231V233H144ZM149 231H150V233H149ZM23 233H26V236L25 237H22L21 238V234H23ZM154 233V234H153ZM196 233V232H195ZM157 234V235H156ZM123 237H122V236ZM153 235V236H152ZM152 236V237H151ZM159 236V237H158ZM89 238V239H88ZM118 238V239H117ZM150 239H151V241H150ZM263 239H264V235H263ZM104 240V239H103ZM106 240H104V241H106ZM125 240V239H124ZM149 240V241H148ZM103 241V242H104ZM99 242H101V243H99ZM152 244H151V243ZM156 242V243H155ZM90 243V244H91ZM105 245L107 244V242L106 243H104ZM74 245V244H73ZM101 245V246H100ZM258 245V246H257ZM257 247L258 248H260L261 246H264V240H262V242H257ZM76 246H77V244H76ZM255 246V247H256ZM122 249L124 248V245H121L120 246ZM118 248L117 249V252L119 251V249H121V248ZM75 248H77V247H75V246H72L70 249H71V253H73L74 251L76 252L77 251V249H75ZM96 248V249H95ZM193 248H194V246L191 248L192 250H193ZM107 249V250H106ZM122 249L120 250V252L122 253L123 251H122ZM136 250L138 249V248H135ZM195 249H196V247H195ZM197 249H198V247H197ZM196 249V250H197ZM192 250L190 251V252H192ZM9 251V250H8ZM103 251V250H102ZM115 251H113L112 253H115ZM194 251V253L192 254H190V255H194L195 254V250H193ZM120 252H119V254L117 253V257H116V255L114 254V261L115 262H113V264H116V263H121V261H122V257H121V255H120ZM262 252L264 253V249H262ZM108 253V254H109ZM112 253H110V254H112ZM101 254V253H100ZM102 254L104 255V253L102 252ZM104 256H106V254L104 255ZM104 256H102V257H104ZM107 256H109V259H110V255H107ZM95 257V258H94ZM105 258V260H104V263L106 262V259L108 258V257H104ZM111 259H112V256H111ZM158 260V259H157ZM107 262H108V260H107ZM103 263V262H102ZM159 264H161V263H163V262H158ZM155 264V263H154Z\"/></svg>",
	"mask_w": 264,
	"mask_h": 264
}]
</instances>
